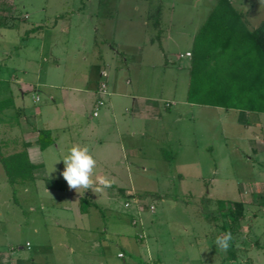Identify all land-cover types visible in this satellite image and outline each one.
I'll return each instance as SVG.
<instances>
[{"label": "rangeland", "instance_id": "obj_1", "mask_svg": "<svg viewBox=\"0 0 264 264\" xmlns=\"http://www.w3.org/2000/svg\"><path fill=\"white\" fill-rule=\"evenodd\" d=\"M217 1L0 0V100L13 97L16 102L14 108L0 113V144L7 143L1 150L7 153L14 147H21L25 131L31 132L39 127L40 118L45 121L48 114L45 108L52 106V102L48 99V91L37 83L47 79L53 84L51 92L58 99L63 86L75 84L84 88L90 77V64L96 62L97 53L93 54L94 50L112 47L119 51V58L115 60L117 65L130 68L126 69V74L123 73L122 79L124 85L127 79L132 82L131 86H126L128 89L135 87V79L139 77L141 92H152L159 106L172 103L171 109L166 111L169 116L163 126L166 134L159 143L174 156V161L170 166L163 165L165 171L156 164L157 158L164 160L163 152L157 155L153 150L149 153L143 150L142 155L145 152L148 156L138 161L133 153L128 154L129 157L121 156L122 163L116 168L120 179L116 183L125 188L132 183L137 197L141 199L140 205L134 203V198L122 193L115 200H100V207L110 206L123 216L136 214L138 207H142V219L181 221L192 232V225H211L212 228L215 224L224 223L229 226V218H219V201L229 204L244 201L248 206L246 217L242 220L244 231L234 237V241L238 244L246 240L247 245L243 251H235L237 260L264 264V186L252 184L264 180V151L257 152L261 146L264 148V122L260 134L252 124H246L236 111L194 105L187 101L191 58L186 53L192 51L194 37ZM231 2L241 10L252 27L264 21V0ZM57 15L68 17L57 20L56 42L44 53L32 46L16 47L18 41L24 38L26 27L33 24L53 25ZM82 15L93 16V25L97 26L104 17H113L117 23L116 26L111 24L109 30L101 29L93 33L98 38L93 51L89 48L93 39L91 21H84ZM69 24L70 30L64 31L63 27ZM14 25L20 26V32H14ZM9 36L14 37L17 43L15 49L6 52L1 41ZM137 48L144 52L141 57L137 56ZM30 58L34 63H28ZM37 61L46 66L39 76ZM24 64L29 68L26 74L14 71L19 83L10 80L13 70ZM72 74L74 77L70 80ZM23 94L26 104L35 112V122L19 123L16 106L22 104ZM36 96H39L38 102L34 101ZM145 141L153 144L147 138ZM47 163L49 174L50 169L55 174L61 173L55 166H50L49 161ZM170 170L174 173L175 170L183 171L185 178L171 180L165 174ZM25 189L9 183L0 163V262L4 259L11 264H107L104 258L87 257L86 244L76 238L78 231L57 227L58 222L62 225L66 223L62 219H66L67 214L62 207L63 202L58 200L52 206L50 199ZM245 191L248 194L243 196ZM126 203L131 207L126 208ZM229 204L227 207L232 210ZM151 207L155 208V215H151ZM106 215L109 237H112L114 229L126 231L123 221H115L110 218L111 214ZM214 231L217 232L216 229ZM120 238L116 235L112 237L114 240ZM27 242L32 244L31 248L26 246ZM69 247H74L75 253H71ZM222 264L231 263L223 261Z\"/></svg>", "mask_w": 264, "mask_h": 264}, {"label": "crops", "instance_id": "obj_2", "mask_svg": "<svg viewBox=\"0 0 264 264\" xmlns=\"http://www.w3.org/2000/svg\"><path fill=\"white\" fill-rule=\"evenodd\" d=\"M64 15L55 16L56 21L53 25L51 23H48L47 26L33 24L31 27H26L24 38L18 41V43L11 36L3 39L1 42L4 43L6 52L16 47L32 46L38 49L40 53H44L46 49L55 44V35H57L59 22L57 20ZM67 15L64 18H67ZM82 18L86 22L91 21L90 29L92 30L91 37H93L90 40L89 48L91 51L96 48L95 46L98 43V38L93 33H97L101 29L103 31L105 29L109 30L111 24L114 23L115 26L117 24L113 17L107 19L104 17L98 26L97 24L93 25V16L82 15ZM29 19L30 17L25 20ZM79 20L81 21V19ZM70 28L71 24L63 27L64 31L66 29L70 30ZM13 30L15 33L20 32V26L14 25ZM46 44L47 46H44ZM86 47L88 48V45ZM137 50V56L140 55L141 57L144 53L143 50L140 48H137ZM94 53H97V57L94 56L95 58L92 57V59L94 58L96 62L93 61L90 64V77L86 81V87H79L75 84L63 86L60 90V99H58L51 92V89L54 87L53 84H50L47 79H44L42 83H37L48 91V99L51 100L52 106H46L45 108L48 112L45 121L43 122L42 118H40L38 120L39 127L34 128L31 132L25 131L22 137L23 144L27 146L30 162L34 166L35 177V182L31 186L25 187L27 188L25 191L32 194L35 193L36 196L45 199H50L52 206L58 200L63 202L62 207L67 214L66 219L64 217L62 219L66 223L63 222L64 225H62L58 222L56 224L57 227L78 231L76 232V238L83 244H86L85 254L87 257L104 258L107 264H222L223 261H229L231 264H250L248 260H242L241 262L237 260V253L240 250L243 251L247 245L246 240L237 244L233 238L227 252L215 246L214 241L222 232L218 230L215 232L214 230L217 228L214 225L212 228L211 225H202L203 227L192 225L191 229H194V231L189 232L187 224L181 221L158 222L156 220L149 221L142 219L143 214L141 213L143 211H140L142 207H138L139 212L137 211L136 214L132 213L130 216H123L110 206L100 207V200H106L107 202L115 200L121 197L122 193L126 194L125 196L134 198V203L140 205L139 201L141 199L137 197L138 194L132 183L129 188L116 183L120 179L118 169L116 170V168L118 164L122 163L119 158L121 156L123 158L129 157L128 154L133 153L137 157L135 160L138 161V159H145L148 156L145 152L142 155L143 150L147 152L153 150L155 153L157 152V155L165 150L159 142L166 134L163 126L165 121H167L166 118L169 116L166 111L171 109L172 103H166L164 107L159 106L152 92H141L139 77L135 79V87L128 89L126 86H131L132 82L127 79L124 85L122 79L124 78L123 73L126 74V69L130 70V68L117 65L115 60L119 58V51L116 49L109 47L107 50H100L97 48L96 52L94 50ZM186 54L187 57L191 58V50ZM32 61L31 59L28 63ZM37 66L40 68L39 76L43 73L46 66L41 65L38 61ZM153 68L155 67L153 66ZM19 69L13 70L12 75L9 76L10 80L14 82L17 80L19 83L14 71H21L23 74H26L27 70H29L27 64H24ZM73 77L72 74L70 80ZM19 80L22 82L21 79ZM102 81H105L108 86V95L105 97L106 103L103 106L104 108L98 113V116H94L96 102L100 98L99 91ZM23 97L22 104H17L16 106L18 113H21L19 123L22 124L30 120L37 121L34 117V110L30 109L26 104L25 94H23ZM34 101L38 102L39 96H36ZM88 113H90L89 117L87 116ZM236 113L244 118L246 124H252L260 134L262 133L263 115L249 114L244 111H236ZM38 129H49L55 138L54 145L41 150L36 136V130ZM146 138L148 141H152L153 144L147 143L145 141ZM76 144L81 146L87 145L89 147L91 154L97 161L94 170L95 174L110 177L109 179L113 180L111 188L99 193H95L90 189L87 191L80 189L78 193L68 188L66 181L59 172L64 170L62 159L69 153L70 148ZM262 148L263 146L257 152H263L264 148ZM47 161L50 162V166H55L59 174H55L53 169H50V174L48 173ZM156 164L160 168L162 166V170L165 171L166 169H163L165 167L163 165H171L165 159L162 161L160 158H157ZM106 166H108V169ZM143 171H146V169L143 168ZM165 174L171 180L176 178L182 180L185 178L183 171L179 170H175V173L170 170L169 173ZM47 182L51 183L47 184ZM252 184L254 186H264V180L261 183L253 182ZM247 194V191L243 192V196ZM83 198L89 199L91 203L97 204L98 207H90L87 211H81V200ZM242 203L246 205V202L242 201ZM127 204L125 207L130 208L131 206L129 204L127 206ZM247 210L248 206L246 205ZM149 211L151 215H155L156 210ZM107 213L112 215L110 218L118 222L123 221L126 225V231H116L114 229L111 232L112 237L113 235L122 237L120 240H114L108 236ZM253 224H248V226H253ZM201 229L204 231H199ZM241 231L243 232L244 230ZM185 236H189V238H185ZM27 244L30 245V248L32 247L31 243L27 242ZM258 245L256 241V246ZM252 248L254 247L252 246ZM69 251L75 253V248L69 247ZM121 254L123 257H120ZM119 260L121 262H118ZM0 264L11 263H7L4 259H1Z\"/></svg>", "mask_w": 264, "mask_h": 264}, {"label": "trees", "instance_id": "obj_3", "mask_svg": "<svg viewBox=\"0 0 264 264\" xmlns=\"http://www.w3.org/2000/svg\"><path fill=\"white\" fill-rule=\"evenodd\" d=\"M189 74L187 101L190 104L264 116V21L252 27L231 0H218L194 37ZM14 107L13 97L0 100V113ZM36 136L41 150L55 143L49 129L36 130ZM6 146L7 143L0 144V163L9 183L13 187L31 186L35 182L34 166L27 146L23 144L3 153L1 147ZM163 155L169 164L173 163L174 156L169 151L163 150ZM228 204L219 201L217 213L221 220L229 218L230 224H215L216 230L230 231L237 238L246 217V205L230 203L232 210H229ZM90 207L98 206L83 198L81 211Z\"/></svg>", "mask_w": 264, "mask_h": 264}, {"label": "clouds", "instance_id": "obj_4", "mask_svg": "<svg viewBox=\"0 0 264 264\" xmlns=\"http://www.w3.org/2000/svg\"><path fill=\"white\" fill-rule=\"evenodd\" d=\"M62 161L64 170L61 172V176L70 190L79 193L80 189L85 191L90 189L95 193H99L111 188L113 185V180L107 176L95 174L97 161L87 145H73ZM232 239L230 231L224 232L216 237L214 244L222 251L227 252Z\"/></svg>", "mask_w": 264, "mask_h": 264}, {"label": "built area", "instance_id": "obj_5", "mask_svg": "<svg viewBox=\"0 0 264 264\" xmlns=\"http://www.w3.org/2000/svg\"><path fill=\"white\" fill-rule=\"evenodd\" d=\"M103 76H105V74H103ZM99 93H100V98L96 102V107H95L96 110L94 112V116H98L99 109L102 108L103 106H105V103H106L105 97L108 95V86L105 83V81L101 82ZM127 206H128V204H127ZM150 210L154 211L155 208L151 207ZM27 247L30 248V245L27 244ZM120 257H123V255L121 254Z\"/></svg>", "mask_w": 264, "mask_h": 264}]
</instances>
